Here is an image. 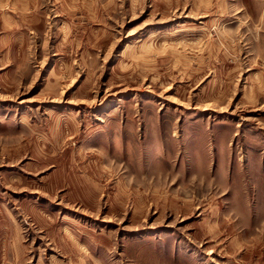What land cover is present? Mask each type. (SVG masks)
<instances>
[{"label": "rangeland", "instance_id": "obj_1", "mask_svg": "<svg viewBox=\"0 0 264 264\" xmlns=\"http://www.w3.org/2000/svg\"><path fill=\"white\" fill-rule=\"evenodd\" d=\"M0 264H264V0H0Z\"/></svg>", "mask_w": 264, "mask_h": 264}]
</instances>
